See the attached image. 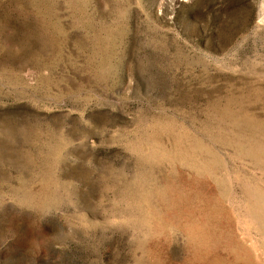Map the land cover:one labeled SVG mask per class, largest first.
I'll use <instances>...</instances> for the list:
<instances>
[{
	"label": "rangeland",
	"instance_id": "1",
	"mask_svg": "<svg viewBox=\"0 0 264 264\" xmlns=\"http://www.w3.org/2000/svg\"><path fill=\"white\" fill-rule=\"evenodd\" d=\"M0 264H264V0H0Z\"/></svg>",
	"mask_w": 264,
	"mask_h": 264
},
{
	"label": "bare ground",
	"instance_id": "2",
	"mask_svg": "<svg viewBox=\"0 0 264 264\" xmlns=\"http://www.w3.org/2000/svg\"><path fill=\"white\" fill-rule=\"evenodd\" d=\"M201 251V250H200ZM247 257V256H246ZM253 258V257H252ZM245 260V259H244ZM251 260V259H250ZM235 262V261H234ZM254 263V262H253Z\"/></svg>",
	"mask_w": 264,
	"mask_h": 264
}]
</instances>
